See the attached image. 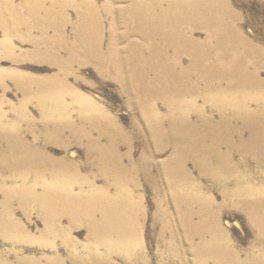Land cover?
I'll return each mask as SVG.
<instances>
[{"label":"bare ground","instance_id":"bare-ground-1","mask_svg":"<svg viewBox=\"0 0 264 264\" xmlns=\"http://www.w3.org/2000/svg\"><path fill=\"white\" fill-rule=\"evenodd\" d=\"M49 1L45 7V0H23L18 5L14 0H0V26L5 31L0 46L5 56L17 61L11 37L21 36L25 29L23 39L32 44L27 56L49 58L60 67L59 74L47 79L11 75L25 95L16 108L17 117L26 120V105L36 100L41 107V127L31 123L28 130L42 134L47 143H61L62 133L69 132L71 141L84 146L85 164L96 168L104 185L97 187L81 176L74 159L55 158L23 144L17 124H0V133L10 143L9 151L0 150V180L19 182L6 190L0 203V232L22 230L9 208V198L16 194L24 206L47 219L49 232L68 238L69 232L60 224L63 216L87 228V243L93 251L85 264H110L94 251L97 246L131 260L143 245L140 231L145 208L142 195L134 192L140 187L138 173L141 169L143 177L152 182L153 170L165 191L156 218L173 232L172 241L184 246L174 249L169 245L172 255L186 260L190 254L191 264H261L263 249L242 258L221 226L224 208L232 207L243 211L258 236L264 237V172L255 173L254 182L248 166L249 158L264 164V79L260 75L264 47L242 34L236 25L239 16L229 1L107 0L101 7L94 0ZM68 8L75 10L73 23ZM103 15L110 19L106 50L102 48ZM69 24L70 40L65 32ZM198 32L203 38L196 37ZM63 50L67 59L59 57ZM143 52L149 57L143 59ZM184 57L189 59L186 66ZM82 62L106 70V76H116L137 109L142 125L136 122L134 127L146 140L139 162L134 161L133 142L118 120L69 85L70 67ZM4 76L0 71L1 84ZM67 96L79 107L81 124L71 118ZM197 101L214 107L218 118L197 108ZM158 103L165 106V114L158 112ZM2 114L0 109V118ZM121 145L127 146L125 154L120 153ZM167 149L170 154L158 160ZM236 155L240 161H235ZM189 164L198 178L218 184L222 204L203 192ZM76 187L79 190L74 192ZM168 204L171 212H167Z\"/></svg>","mask_w":264,"mask_h":264},{"label":"rangeland","instance_id":"rangeland-1","mask_svg":"<svg viewBox=\"0 0 264 264\" xmlns=\"http://www.w3.org/2000/svg\"><path fill=\"white\" fill-rule=\"evenodd\" d=\"M21 1L23 0H14V4L18 5ZM48 1L49 0H45L44 2L45 7L49 6L47 4H50V1ZM94 1L101 7V5L107 0ZM228 1L233 12L239 16L236 21V25L239 26L242 34L253 44L256 43L264 47V0ZM23 12L25 13V11ZM24 13H22V16H25ZM67 13L69 14L71 23H73L74 20H76L75 10L68 8ZM103 17L105 36L102 38V48L106 50L110 39V37H108L110 19L106 15H103ZM9 24H11V22H9ZM71 26L72 24H69L65 31L69 40L72 38ZM22 30L21 36L18 35L11 37L12 43L15 47L17 61H12L11 58L6 57L2 46H0V71L3 73L5 72L6 74V77H3V84L0 83V109L1 113H3L2 118H0V124H17L20 129L18 136L21 141L23 140L22 143L28 147L33 146L41 148L55 158L67 156L69 159H74L80 165V175L90 178L95 186L102 187L104 185V179L100 176H96L97 170L95 167H89L85 164V148L84 146L71 141L69 132L64 131L62 133L60 138L61 143H47L45 142V138L42 134L36 135L28 130L31 123L41 127V107L36 100H31L27 103L26 110L28 118L26 120L25 118L17 117L18 114L16 110L21 105L25 95L23 90L11 78V75L15 72L30 76H37V78L40 77L39 79H47L48 77L59 74L60 72V67L50 63L48 60L49 58H32L31 56H27V52H30L32 49V44L23 39L25 29ZM50 34H52V32ZM195 35L198 38H203V34L200 32ZM33 36H39V32L35 30L33 32ZM4 37L5 31L0 26V45ZM65 51L66 50L61 51L59 54L60 58H68V53L67 51L65 53ZM141 57L145 59L148 58L149 55L147 52H143ZM188 63L189 59L184 57L182 64L186 66ZM148 70V68L145 69V71ZM69 71V85L80 94L91 98L107 113L114 116L118 120L125 134L129 136L133 142L134 161L139 162L141 154L146 147V140L144 136L142 138L140 137L134 127V124L139 122L142 125V121L139 118L137 109L130 101L129 95L122 92L121 84L118 79L115 78L116 76H112L110 74L106 76L103 72L106 70H102L95 64L87 62H82L81 65L72 64ZM260 75L264 79V71H261ZM65 104L69 105L68 112L71 118L77 124H81L78 119L80 110L79 107L72 102L69 96L65 97ZM196 107H202L205 113L212 115L215 120L218 118V111L211 105L205 104L202 101H197ZM253 107L254 106H252V108ZM158 112L161 115L166 113V108L162 103H158ZM192 120L196 121V118L193 116ZM1 135L0 150L9 151L10 143H8L6 139L4 140V138L8 136H5V133H2ZM96 136V133H94L93 137L95 138ZM62 142H69V144L66 145V147ZM127 151V146L121 145L120 153L125 154ZM169 151L170 150L167 149V151L164 152L158 160H164L170 154ZM234 159L235 161L241 160L238 155L234 156ZM243 159H245V157H243ZM248 166L251 174L254 176L255 182V173H258V171L261 170L264 172V164H257L255 160L249 158ZM140 170L138 173L140 187L134 192L135 194L139 193L142 195V203L145 208V216L141 221L142 225L140 231L142 234L141 239L143 241L142 247L139 248V250H136L137 255L131 260L123 253H113L107 248L105 249L104 246H97L94 251L101 259L103 258V260H107L108 262L110 261V264H144V262L146 264H191L192 257L190 254L185 255L186 260H182L181 258H178V256L170 253L169 247L171 245V247H175L176 249L182 246H180L179 241H172L173 232L170 229L163 228L162 225L164 224L162 223V220L156 218L157 204L160 201V198L162 199L165 196L164 187L159 184L160 178L158 173L155 171L153 172L152 170L150 173V180L152 182H149L143 177L144 174ZM188 170L191 171L194 178L196 177L195 179L198 178V173L192 164L188 165ZM198 179L203 185V192H205L206 195H211L217 204H222L224 196L222 194L223 191H221L222 189L217 186L218 184L209 178L200 177ZM5 180H0V203H2L5 199L4 197H6V190L12 189V185L14 186L15 184H19L17 181L12 182L9 178L6 181ZM31 183L32 182L29 181L28 186H30ZM78 190L79 188L76 187L74 192H77ZM112 192L113 188H110L109 193L112 194ZM15 196L16 194L11 195L9 198V208L13 212L15 221L19 222L22 226L23 232L22 230L21 232L19 230V232H15L14 230H5L6 232H0V264H85L84 262L91 260V252L93 250H90L92 246L90 243H87L88 230L85 226H83V224L77 222L78 220L76 222L75 220H71L69 216H63L60 219L61 227L63 230H67L69 232L68 238H70L71 242L70 240H67L68 238L66 239L63 234L56 235L53 232H49L47 219L38 213L37 210L29 209L28 205L24 206L20 199ZM226 204L227 203H225V205ZM231 208H224L221 216V226L227 231L232 246L236 250L240 249L238 252H240L242 258H246L251 254H257L262 251V249L264 250V242H262L264 241V237L260 238L258 236L257 230L250 224L247 215L244 214L243 211ZM166 209L167 212L172 211L170 204L167 205ZM162 230L166 231L164 232ZM178 233L180 235L179 231ZM88 244L89 246H87ZM261 261V264H264V260Z\"/></svg>","mask_w":264,"mask_h":264}]
</instances>
